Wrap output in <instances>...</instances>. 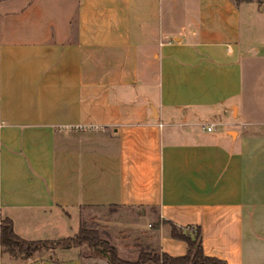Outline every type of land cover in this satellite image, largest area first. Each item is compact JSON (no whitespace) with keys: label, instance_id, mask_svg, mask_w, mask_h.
<instances>
[{"label":"crops","instance_id":"0c3cea01","mask_svg":"<svg viewBox=\"0 0 264 264\" xmlns=\"http://www.w3.org/2000/svg\"><path fill=\"white\" fill-rule=\"evenodd\" d=\"M110 205L264 264V0H0V218L58 240ZM0 264L96 263L78 245Z\"/></svg>","mask_w":264,"mask_h":264},{"label":"trees","instance_id":"16d2710c","mask_svg":"<svg viewBox=\"0 0 264 264\" xmlns=\"http://www.w3.org/2000/svg\"><path fill=\"white\" fill-rule=\"evenodd\" d=\"M235 1L244 2L250 0ZM110 206L121 207L119 205ZM157 219L161 220V223L158 224L157 221L151 226L156 230L160 228V225L168 226L170 237L184 241L187 248L185 254L181 256H170L165 252H161L158 248L159 254L153 258L156 264H226L224 260L204 253L198 226L182 228L169 220L160 218L159 214H157ZM82 244H86L94 253L106 258L110 264H142L144 261L143 254L139 255L136 261L123 260L117 254L115 248L100 240L99 233L92 228L80 226L77 234L73 237L58 240L27 241L15 234L12 221L9 218H0V246L3 252L15 257H27L41 247L53 248L61 246L69 248Z\"/></svg>","mask_w":264,"mask_h":264},{"label":"rangeland","instance_id":"374dc122","mask_svg":"<svg viewBox=\"0 0 264 264\" xmlns=\"http://www.w3.org/2000/svg\"><path fill=\"white\" fill-rule=\"evenodd\" d=\"M151 209L153 218L148 219L142 217L143 213L140 209L135 208L84 207L81 211L78 229L80 226H85L97 231L100 240L115 248L117 254L123 260L136 261L139 255L143 254L144 261L142 264H156L153 258L159 254L157 247L158 234L151 225L157 221L159 224L161 220L157 219L156 208L152 207ZM71 226L73 225L71 224ZM163 226L168 228L166 225ZM69 234V230L65 231V236ZM80 246H82L86 262L97 264L103 260L110 264L106 258L94 253L86 244Z\"/></svg>","mask_w":264,"mask_h":264},{"label":"built area","instance_id":"2783aa9c","mask_svg":"<svg viewBox=\"0 0 264 264\" xmlns=\"http://www.w3.org/2000/svg\"><path fill=\"white\" fill-rule=\"evenodd\" d=\"M213 127V124H211L210 126L207 127V130L210 131ZM82 128H85V126H82V125H75V126H69V127H66V129H82ZM88 128H95L97 129L96 126H89Z\"/></svg>","mask_w":264,"mask_h":264}]
</instances>
